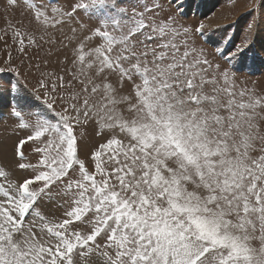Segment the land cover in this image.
I'll list each match as a JSON object with an SVG mask.
<instances>
[{
	"label": "snow or ice",
	"instance_id": "obj_1",
	"mask_svg": "<svg viewBox=\"0 0 264 264\" xmlns=\"http://www.w3.org/2000/svg\"><path fill=\"white\" fill-rule=\"evenodd\" d=\"M24 3L0 68V112L26 132L0 136V264H264L255 21L229 47L162 0Z\"/></svg>",
	"mask_w": 264,
	"mask_h": 264
},
{
	"label": "rangeland",
	"instance_id": "obj_2",
	"mask_svg": "<svg viewBox=\"0 0 264 264\" xmlns=\"http://www.w3.org/2000/svg\"><path fill=\"white\" fill-rule=\"evenodd\" d=\"M37 7L45 4H52L54 0H32ZM163 7L172 12L177 9L183 12L182 21L193 27L203 23L205 32H214L216 35L213 39L223 36L230 41L229 47H233L241 42V38L245 35L248 25L255 21L257 27L249 39L252 41V52L256 53L254 59H249L241 74V79H246L250 84L256 86H264V0H162ZM30 11V6L24 3V0H18L17 6L8 8L3 6L0 0V36H4L5 30L8 35L5 39H0V68L6 67L4 60L7 59L9 51L15 60L16 52L14 41L12 39L11 29L9 24L19 25L21 21L27 23L26 13ZM87 23L88 21L85 20ZM205 48L211 51L209 44H203ZM251 55V53H250ZM62 58V57H61ZM15 63H19L15 60ZM0 78L11 79L16 78L15 74L9 72L0 73ZM20 79L21 87L28 93L32 103L42 104V101L32 99L31 88L34 84L32 77L18 78ZM4 104H7V98L4 99ZM18 133L19 137L26 135V132L16 128L14 118L10 116L7 107L0 112V136L7 139L9 147L12 141L17 137L13 132ZM86 142H91L94 146L104 141L93 136V130L88 129ZM23 151L32 162L35 158L31 156V144L25 146ZM81 158H84L83 156ZM27 162V161H25ZM5 164L11 167L13 161L11 157L4 161ZM86 166L91 169L90 160L86 162ZM52 206L49 204L45 211ZM62 210H56V215L59 216Z\"/></svg>",
	"mask_w": 264,
	"mask_h": 264
}]
</instances>
